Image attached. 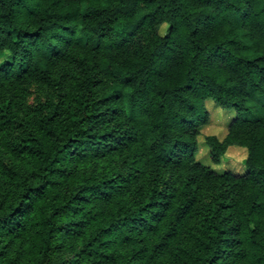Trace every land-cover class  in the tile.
<instances>
[{"label": "trees", "instance_id": "obj_1", "mask_svg": "<svg viewBox=\"0 0 264 264\" xmlns=\"http://www.w3.org/2000/svg\"><path fill=\"white\" fill-rule=\"evenodd\" d=\"M33 1L0 0V93L53 82L67 63L86 70L71 125L59 118L72 94L63 87L32 122L0 105L4 129L24 135L35 121L40 134L13 147L28 171L1 163L16 190L0 201V264H22L6 249L24 238L31 264H169L179 248V264H264V0H51L43 12ZM208 99L229 115L223 138L205 137L210 158L244 145L242 174L195 158ZM102 160L77 175L79 163ZM212 180L215 217L187 231ZM69 235L75 253L58 255Z\"/></svg>", "mask_w": 264, "mask_h": 264}, {"label": "rangeland", "instance_id": "obj_2", "mask_svg": "<svg viewBox=\"0 0 264 264\" xmlns=\"http://www.w3.org/2000/svg\"><path fill=\"white\" fill-rule=\"evenodd\" d=\"M36 1V2H35ZM33 3H37V7L41 12L49 5L51 0H35ZM22 20L28 19L31 21V17L27 16L24 12H21ZM162 31L165 28V24L161 27ZM4 57L0 56V59ZM4 60V59H3ZM67 63V62H66ZM86 70L80 66L79 62L74 63H67L66 66L57 67L54 70L55 81L53 82H45L41 81L40 79L37 80H26L24 82H20L15 86H11L0 93V105L8 104L7 110L14 112L17 114V119H21L22 117L31 122L39 115L51 113L54 108L51 106L50 101H59V96L57 95L58 89L60 87L66 88L63 90V93L69 92L72 93L71 95L67 96V100L60 111L61 114L59 115L60 119L65 120V123H70L71 125V118L74 115L73 110L75 105L78 104L75 96L73 93H76L74 84L78 80L79 76L83 75V71ZM66 84V86H63ZM109 82L103 81V89L106 90L109 87ZM81 89V84L78 86ZM55 98L53 100V97ZM207 109L210 112V119L207 123L201 126V132L199 135V149L195 155V158L205 164H211L212 167L219 173L223 171L231 170L233 172L242 174L246 171L245 159L248 155V149L244 145H230L227 148L226 153L221 157V161L219 163H213L210 158V149L209 146L205 142V137L208 134L216 133L218 134L219 138H223L228 130L226 125V120L228 121V116L225 114L223 110L214 102L213 99H208L206 102ZM1 114V113H0ZM35 122V121H34ZM34 122L32 126L22 128L21 130L24 131V135H16L13 133V129L7 128L4 129L3 126L0 125V201L4 198V195L9 193L10 191L15 192L16 188L13 187L14 183L12 182L13 179H5L4 175V166L10 167L18 172H25L28 171L30 167V162L27 157H24V154L18 153L13 147H17V143L22 138H29L35 137V132H39V124H35ZM60 128L62 124L59 123ZM39 134V133H38ZM40 135V134H39ZM28 142V140H25ZM123 154L119 153L117 155V159L119 160V164L123 161ZM2 156V157H1ZM110 164L109 160H102L99 163H95L91 161L87 164L79 163L77 169V175H82L83 173H92L99 170L101 167H107ZM117 166L116 164L112 163L111 168L115 169ZM170 175L168 173H165ZM217 187L213 180L205 182L203 189L201 190V195L199 200L196 203V211L194 212L193 216L188 220L186 225L187 231H194L196 233L200 232V228L203 225L209 226L211 223V219L215 217V209L214 206L217 203H221V200L217 197ZM244 191H240V196L234 200L233 204L228 208L229 211L236 212L238 210L237 204L240 202L241 199H244ZM212 203V205H211ZM224 208L220 209L218 214L220 218H224L226 215V210ZM260 217L264 220V212L260 213ZM199 231V232H198ZM183 236V242L186 241V238ZM29 239L31 238H24L20 241V243H16L11 248H7L6 252L8 255L12 256L18 263L22 264H31L29 259H33L37 262L36 254L31 250V244ZM72 235L67 236L63 239L62 244H66L62 247L61 250L57 252L58 255H62L63 257L72 256L75 253L74 246H71L70 243L74 240ZM184 244V243H182ZM180 246V245H179ZM175 246L172 248L174 251ZM178 249V248H177ZM176 249V250H177ZM179 255L183 257V259H187L185 253L180 250ZM177 251L173 253L171 256H166V259L171 261L169 264H179V259L177 255ZM171 253V252H170ZM5 264H12L7 262ZM240 264H251L249 258H242L240 260Z\"/></svg>", "mask_w": 264, "mask_h": 264}]
</instances>
